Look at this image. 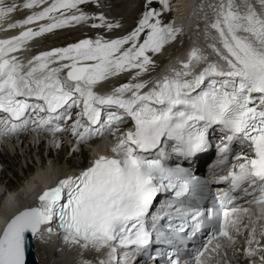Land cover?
Masks as SVG:
<instances>
[{"label": "snow or ice", "instance_id": "obj_1", "mask_svg": "<svg viewBox=\"0 0 264 264\" xmlns=\"http://www.w3.org/2000/svg\"><path fill=\"white\" fill-rule=\"evenodd\" d=\"M90 2L26 0L24 9L40 10L8 24V29L24 30L0 39V138L31 123L33 131L53 137L70 131L76 138L75 151L94 137L114 136L129 120L132 127L121 132L111 155L101 154L78 175L59 180L39 195L37 206L6 222L0 232V264H25L27 234L44 240L59 229L67 243L96 252L107 249L98 264H127L129 255L153 242L154 234L171 243L170 236L186 235L189 227L195 236L207 226V238L192 257L193 264H205L206 252L219 254L227 247L221 240L234 242L231 229L240 234L250 209L235 205L224 192L217 194L218 207L192 212L177 208L179 224L173 225L170 213L152 214L159 193L171 189L180 198L206 184L179 166L168 167L165 145L173 142V152L191 157L209 146L210 131L219 128L226 141L218 146L221 153L228 152L234 141L249 147L252 155L237 156L243 161L238 169L216 182L230 181L232 190L253 196L249 203L259 208L257 222L264 218V0L209 4L214 18L206 25L205 38L209 30L216 32L208 48L218 59L209 60L204 49L192 47L179 68L154 82L140 78L156 66L153 56L182 30L163 23L162 12L150 7L153 0H145L137 26L126 35L81 39L39 52L27 64L16 55L35 38L65 27L89 21H99L91 23L92 28L108 31L121 27L102 13L85 12L81 6ZM94 2L99 6V0ZM158 2L169 10V0ZM19 7L0 0V30ZM124 72H134L128 82L107 92L99 90ZM152 152L156 156L149 158L146 154ZM245 184L251 192L243 188ZM257 191L260 195L254 196ZM163 219L169 221L166 230L160 224ZM260 235L264 237V225ZM249 237L245 255L264 252L255 227ZM253 242L256 247H251ZM129 248L133 253L118 255L119 249ZM166 255L168 264H180L178 253ZM259 259L264 264V255Z\"/></svg>", "mask_w": 264, "mask_h": 264}, {"label": "bare ground", "instance_id": "obj_2", "mask_svg": "<svg viewBox=\"0 0 264 264\" xmlns=\"http://www.w3.org/2000/svg\"><path fill=\"white\" fill-rule=\"evenodd\" d=\"M16 2L22 1V0H14ZM51 2V1H50ZM218 0H171L169 3H171V10L173 16L171 15V18L173 17L174 24L175 25H183L184 28H186V32H188V35H191V38L194 42V45L191 46L189 45L185 49H179V51L174 53L173 55L169 56L163 63L160 65L161 70L157 71L156 78H161L165 75V73L168 72L169 75H171V71L169 70L171 66H174V60L173 56L178 55L179 57H182L183 59L188 56L189 51L191 50L192 47H199L204 49L205 53L208 55H211L212 57H216L214 53L211 52V49L208 48V44L213 43L214 41L212 40V37L216 36V32L214 30H209L210 31V36L206 39L205 38V31H206V25L209 24L212 19L214 18V12L211 15V11H213L211 8L208 7L209 4H215L217 3ZM241 0H237V3H240ZM254 2V0H253ZM21 3V2H20ZM201 6H203L201 8ZM43 7V6H42ZM25 10V9H24ZM171 13V12H170ZM14 18L10 16L9 18L5 19L3 21V28L5 30H0V39H7L12 36L18 35L21 31H23V28L17 27L13 29H8V24L13 23L10 20H13ZM10 21V22H9ZM15 21V20H13ZM171 21V20H170ZM7 22V23H6ZM91 24V23H90ZM28 27H33L32 25H29ZM73 31V30H72ZM195 34L197 37V40L193 39V35ZM112 37H117L112 36ZM34 41H36V38L32 41H30L27 45H25L24 49L21 50L20 52L16 53V55L19 56V58L24 61L25 64H27V61L31 59V57L37 55V53L42 52V51H47L50 50L47 46H32L31 43L34 45ZM34 42V43H33ZM219 46V45H217ZM36 47V48H35ZM59 47V46H58ZM29 53L30 50L34 49ZM57 48V47H52ZM166 48L162 51L161 54H165ZM34 52V54H31ZM172 57V59H169ZM169 62V63H167ZM165 71V73L163 72ZM167 71V72H166ZM108 84V83H107ZM122 84V83H118ZM152 84H149V87H151ZM102 89V88H101ZM218 137V134L215 136ZM4 144H8V146H11L14 148L15 151H21V156L22 157H27V154L30 151V145L26 144L25 142H21L20 144L15 143V145L11 142L9 143L7 141L4 142ZM3 144V142H0V184H3L5 187L9 188L10 192L12 190H16L19 186V192L17 195H21L20 198L18 196H13V194H5L0 192V228L3 225V223L6 221L8 216H10L13 212L20 210L25 207H29V205H33L34 198H32L35 190L38 189V185H42L43 183H40L39 180L36 182V179L39 178V176H36L37 174H42L46 173L45 171H40L39 173L35 174L32 176V181H27L25 180L24 177L23 179L18 175L17 171L15 173V169H12L14 167L12 166H17L20 163V154L16 152L15 154H11L8 152L7 147ZM44 143H39L38 147L41 149V145ZM17 145V147H15ZM19 146V147H18ZM74 146H66L62 143H60L59 147H55L56 151L60 150L56 159H53V155L49 153L50 157L52 158V165L53 169H48L50 172H48L50 175H54L55 172H64L70 168H78L79 166H82L85 162V159L87 158V153L83 150L82 145L79 146V150H73ZM76 148V147H75ZM18 149V150H17ZM42 152V149L39 151ZM97 153H101L100 150H96ZM242 153H248L249 155H252L250 152L243 151ZM9 156V157H8ZM19 159V160H18ZM42 159V158H41ZM10 160V162H8ZM18 162V164H17ZM64 162H66V167L64 166ZM10 163L11 167L7 166L6 164ZM42 163L44 165V160L42 159ZM9 165V164H8ZM2 167V168H1ZM4 167H7L6 170L8 171H14L12 173L13 178L17 179V181L20 183V185L16 186L12 185L9 183V180L13 181L12 177H8L6 175V172L4 170ZM28 171L31 169L28 167ZM47 169V168H45ZM33 173V172H32ZM25 174V171H24ZM2 175L3 178H2ZM37 177V178H36ZM21 179V180H20ZM39 182V183H38ZM17 189V190H18ZM33 190L31 194V190ZM29 194V195H28ZM6 195V197H4ZM22 196H24L22 198ZM14 199V200H11ZM12 201V202H10ZM62 235H64L63 232H61ZM51 240L48 245H52L54 239H58L57 236H50ZM250 239V238H249ZM45 238L44 240H39L36 237H34V250L36 253V256L39 260L38 264H48L47 261L45 262V259L41 258L40 256L38 257V254H44L42 253V245H45ZM40 245V246H38ZM60 250H63V247L61 243L56 244ZM64 250L70 251V253L66 254H61L58 252L57 254L54 252L53 253V260L52 263L58 260V263L61 264H74L75 261L78 264H84V261H90L91 264H98L99 260L104 259L103 252H107L106 249H103L100 252H96L95 250L92 249H82L78 245H73L67 242H63ZM47 247V245H46ZM44 248V247H43ZM48 248V247H47ZM44 250V249H43ZM52 250V249H51ZM46 251V250H44ZM50 251V249H49ZM53 251V250H52ZM52 253V252H51ZM73 258L75 259L73 261ZM57 259V260H56ZM41 261V263H40ZM57 263V264H58ZM76 263V264H77ZM242 263V256L237 250H233L228 252L224 257H222L219 261L218 264H241Z\"/></svg>", "mask_w": 264, "mask_h": 264}, {"label": "rangeland", "instance_id": "obj_3", "mask_svg": "<svg viewBox=\"0 0 264 264\" xmlns=\"http://www.w3.org/2000/svg\"><path fill=\"white\" fill-rule=\"evenodd\" d=\"M50 1H52V0H48V3H51ZM13 2H15V1L14 0H5L6 4H12ZM25 2H26V0H22V1L15 3L20 7L18 8L17 11H15L14 13H12L10 15L14 18L13 20H15V21L10 20L11 22L14 23L16 21H19V20L25 18L27 15L31 14V12L40 10V8L25 9L24 10L22 5ZM44 6H46V5H44ZM81 7L83 8V10L85 12L89 13L90 15H99L102 13L107 18L108 21L118 22L121 25V27L114 28L111 31H108L105 28H92L90 26L91 25L90 23H94V22L98 23L99 21H89L86 24H79V25H75V26H71V27H65L63 29L55 30L52 33H47L41 37H37L36 41H34L35 43L33 42L34 45L32 43H31V45L37 46V47H39V46L46 47L47 46L48 48L52 49V47H58V46L64 47V46H67L68 44L78 42L79 40L85 39V38L95 39L97 36H104L106 39H108V38L114 39L115 37H112V36L117 35V37H120V36L126 35L129 32H131L137 26V23H138L139 19L141 18L142 13L145 10V0H99V6H97V4L93 0V2H90L87 5H82ZM150 7L155 8L158 11L162 12L161 19H162L163 23L168 24L171 22L170 20L172 18H171L170 11L169 10L164 11L162 9V5L158 2V0H153V3L150 5ZM212 14H213V11H211V15ZM192 35H193V39L197 40L196 35L195 34H192ZM188 36H189L188 32L184 33L181 31L178 34L175 41H172L170 44L165 45V47H164V48H166L165 54L160 53V54L154 55L153 59L155 61L156 66L154 68H152L144 76H142L140 79L149 80L150 77L156 71H158V68L160 67V65H162V63L169 56L176 53V51L178 52L179 49L181 50V49L187 48L190 45ZM35 48L30 50L29 53L31 51L35 50ZM31 54H34V52H32ZM169 59H172V57H170ZM163 72L165 73V71H163ZM133 74H134V72H124L120 76L113 77L111 80L105 82L101 86V88L106 89L107 91H110L112 87L118 86L119 85L118 83L128 82L131 79V76ZM101 88L99 90H102ZM15 147H17V145ZM30 147H32L33 151H35V149H39V151L41 150L39 147H37V148L34 146H30ZM56 148H52L48 152V156L51 159L50 161H52V158L50 157L49 153H51L53 155V159H56L58 154H59L58 152H60V150L56 151ZM7 150L11 154H15L16 152H18L20 154V157H19L21 159L20 163L18 164V162H17L18 165L12 166V167H14L12 169H15L14 170L15 173L17 171L18 175L22 179L24 177H28V175H31L32 172H34L35 170H36V174L39 173L40 171H42L41 168L38 166L37 161H36L37 164H35V163H33V161L28 156L26 158L22 157L21 151H15L14 148L11 146H9V149H7ZM38 153L41 155L43 153V150H42V152H38ZM59 156H60V154H59ZM37 159L39 162H41V165H42V161H41L42 159L40 157ZM8 162H10V160H8ZM6 165L11 167L10 163H7ZM64 166L65 167L67 166L66 162H64ZM28 167L31 169L30 171H28V169H27ZM6 168L7 167H4L7 178L8 177L13 178L12 173H14V171L13 170L7 171ZM24 171H25V174H24ZM3 176L4 175H2V178H3ZM9 181H10L9 183H11L14 186L20 185V183L15 178H13V181L12 180H9ZM28 181H32V176L29 178ZM14 183H16V185ZM5 190L7 192V191H9V188L5 187L3 184H0V191H3V193H5ZM46 244H47L48 248L46 247ZM48 244H49V242L45 243L44 246L42 245L41 251H42V253L44 252V254L37 253L38 257L40 256L41 258L45 259V262L47 261L48 264H57L58 263L57 259H56L57 260L56 262L54 261L52 263V260H53L52 255L54 253V250L52 249L53 250L52 251L50 249L51 244L50 245H48ZM38 246H40V245H38ZM43 249L46 251H44ZM49 249H50V251H49ZM39 260H40V258H39ZM74 260L75 259L73 258V261ZM40 263H41V261H40ZM76 263L77 262L75 261L74 264H76ZM58 264H61V263H58Z\"/></svg>", "mask_w": 264, "mask_h": 264}, {"label": "water", "instance_id": "obj_4", "mask_svg": "<svg viewBox=\"0 0 264 264\" xmlns=\"http://www.w3.org/2000/svg\"><path fill=\"white\" fill-rule=\"evenodd\" d=\"M25 208H22L20 210H17L13 212L6 221L3 223V225L0 228V232H2L3 228L5 227V224L8 220L11 219L12 216L15 214H18L19 211L24 210ZM34 237L31 234H27V243H26V250H25V264H38V258L36 256L35 250H34Z\"/></svg>", "mask_w": 264, "mask_h": 264}]
</instances>
